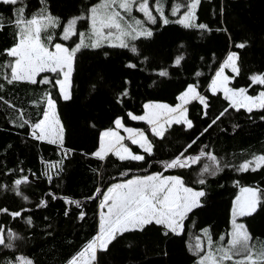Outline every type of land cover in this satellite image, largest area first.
Instances as JSON below:
<instances>
[{
  "label": "trees",
  "instance_id": "obj_1",
  "mask_svg": "<svg viewBox=\"0 0 264 264\" xmlns=\"http://www.w3.org/2000/svg\"><path fill=\"white\" fill-rule=\"evenodd\" d=\"M255 1L201 0L195 22L206 24L210 31L186 29L176 23L166 26L158 23L152 29V39L139 37L129 48L81 50L70 101L60 99L57 89L51 85L8 84L0 78V84H4L0 96L23 110L25 118L31 121L40 118L43 94L51 92L57 99V112L65 129L63 148L35 140L29 126H16L20 123L19 113L0 101V208L22 212L16 219L0 214V227L6 233L11 229L19 237L10 240L17 251L0 247V264L6 260L15 264L17 256H26L33 264H67L97 234L102 198L96 196L97 188L106 191L113 183L157 172L180 175L189 186L205 190L206 196L201 198L204 206L189 214L181 236H164L161 227L155 225L146 227L143 232L125 234L101 256V264H194L196 257L188 245L195 243L196 236H201L206 245L202 234L205 228L210 230L214 242L219 243V237L224 235L226 243L231 229L232 204L239 194L236 182L239 181L240 186L264 189V167L257 171L238 170L254 156L264 155V119H261L264 111L248 113L244 109L229 108L222 93H211L210 85L227 54L234 51L239 54L240 74L229 86L244 87L249 95L264 91V86L253 85L249 79L252 74L264 73V8L256 10ZM99 2L46 0V5H42L40 0H25L26 15L46 7L51 15L61 20V25L53 30L52 43L66 44L59 38L63 26L73 17L87 16V10ZM183 2L166 0L165 15L174 20L171 8ZM225 6L232 11L227 13ZM238 9L244 12L234 13ZM13 11L14 6L0 5L6 25L0 31V52L13 44ZM78 25L80 29L88 28L89 21L79 20ZM241 42L247 47L236 48L235 45ZM132 47L137 49L135 53L131 51ZM177 56L184 57L179 66L175 65ZM8 59L0 55V64L7 63ZM129 63L136 67H127ZM162 70L168 75L159 76ZM197 72L201 75L196 76ZM226 74L233 75L229 70ZM189 84L198 85V91L209 104L207 116L198 101L187 106L188 117L194 124L192 129L186 131V125H173L161 140L151 135L146 123L128 117L129 112L142 115L145 103L174 106ZM125 90L127 96L122 95ZM225 108H228L225 115L208 128ZM117 117L123 119L126 127L145 130L153 141V155L145 154L146 163L122 162L111 154L105 161H100L91 155L98 148L99 134L114 127ZM205 128L208 131L200 135ZM198 136L185 156L199 155L200 149L204 148L206 154L217 157L220 165L216 175L204 174L205 185H199L197 181L203 167L211 165L207 156L184 169L164 168L165 162L175 158ZM127 144L133 152H142L130 141ZM65 149L71 151L65 155ZM49 165L55 167L50 169ZM125 172L127 175H123ZM45 173L52 176L51 181ZM24 176L28 177L29 183L22 184L19 190L27 200L17 195L13 188L14 181ZM50 192L58 198L53 199L48 195ZM65 197L79 201L80 207L66 204ZM41 200L47 202L46 207L38 206ZM81 212L85 213L83 220L79 218ZM29 217L31 225L25 222ZM239 221L246 225L255 243L264 242V205Z\"/></svg>",
  "mask_w": 264,
  "mask_h": 264
},
{
  "label": "snow or ice",
  "instance_id": "obj_2",
  "mask_svg": "<svg viewBox=\"0 0 264 264\" xmlns=\"http://www.w3.org/2000/svg\"><path fill=\"white\" fill-rule=\"evenodd\" d=\"M166 0H154L155 11L159 14V20L163 25L176 23L182 27L198 28L200 30H209L206 24H197L196 12L201 0H184L182 4L178 3L171 8V16L178 17L170 20L165 15L164 4ZM42 5H46V0H40ZM0 5L14 6L12 16V26L15 29L13 44L0 52V55L7 56V63L0 64V78L8 84L14 82H24L32 85L43 84L51 85L56 88L59 98L63 101L72 99L71 79L74 70V61L77 53L82 47H101L108 43L110 47L129 48L127 39L136 40L140 36L151 37L152 31L143 26L141 20L132 16L133 7L136 11L143 14L145 20L150 24L157 23V16L153 14V0H100L99 3L89 8L88 15L73 17L63 26L61 39L70 40L73 36L79 35L78 43L73 47L65 46L63 43H52L54 40L53 30L60 26L59 17L51 15L46 7H41L38 11L26 15L25 0H0ZM183 9V11H182ZM127 14V19L125 15ZM3 16L0 14V31L6 26L3 23ZM89 21V31H77V22L79 20ZM86 40L88 43H86ZM182 47V46H181ZM238 49H244L247 44L244 42L235 45ZM135 53L137 49L131 48ZM183 56H177L175 65L179 66ZM239 54L229 52L215 72L211 80L210 91L213 95L222 93L223 98L228 101L229 108L239 111L244 109L248 113L254 110L264 111V91L257 95H249L248 89L244 87L233 88L230 83L240 74L238 65ZM129 68H135L136 65L129 63ZM230 70L233 75L229 76L225 70ZM45 74V75H42ZM51 74V75H46ZM159 76L168 75L166 70L158 73ZM196 76L201 73L197 72ZM39 78V79H38ZM249 79L253 85L264 86V73L252 74ZM4 89V84H0V91ZM127 96L125 90L122 93ZM179 101L174 106L166 103H145L143 105L144 113L135 115L132 112L127 113L133 121H142L149 126L153 137L164 139L165 133L173 125H186L185 130L194 127L193 121L188 117V107L192 101H198L203 108L204 116H207L209 107L208 101L204 95L198 91V85L189 84L187 89L178 97ZM0 101L19 113L17 117L20 123L16 126H29L31 137L38 141H46L50 144H56L63 148L64 125L61 122L57 112V99L51 92L43 94V109L40 118L31 121L25 118V113L17 109L15 104L4 100L0 96ZM121 102L120 100L117 101ZM225 108L211 124L210 128L225 113ZM264 119V116L261 117ZM114 127L108 128L99 134L98 148L92 153L95 158L105 161L108 156L114 155L120 161L144 162L146 155H153L154 143L149 139L145 130L126 127L122 118L117 117L114 120ZM205 128L200 135L208 131ZM123 129L128 135L120 134ZM199 136L189 143L183 151L175 158L164 163L165 170L184 169L198 163L202 157L207 156L211 165H205L198 179L199 185H205L204 174L216 175V170L220 167L217 157L211 153H205L204 148L200 149L199 155L185 156V153ZM125 140L137 145L142 152H133ZM208 147L207 145L204 146ZM65 155L71 150L65 149ZM146 154V155H145ZM55 165H49L53 168ZM264 167V155L254 156L239 166V171L247 172L257 171ZM47 175L49 181L52 176ZM127 175V172L123 173ZM29 183L27 176L14 181V191L17 195L23 197L20 192L22 184ZM239 194L235 197L231 209V229L226 237L221 235L219 243L214 242L212 234L208 228L202 230L206 240V245L201 236H196L195 243L189 244L188 248L191 254L196 257L194 264H264V242L255 243L254 238L248 231L246 225L238 222L240 217L251 216L260 205H264V189L259 187L240 186ZM53 199H57L53 193H48ZM96 196H101L99 203V225L97 234L92 237L83 248L74 255L67 264H98V252L105 253L109 251V245L123 236L125 233L134 231L143 232L146 227L155 225L162 229V235L169 234L181 236L185 231V221L194 209L203 207L202 199L206 196L203 189L197 190L189 186L185 179L180 175H164L163 172H157L142 176H135L124 182L113 183L107 187L106 191L97 188ZM95 198V197H92ZM27 200V197H23ZM66 204H74L80 207V202L63 198ZM39 207H46L47 202L41 200ZM29 211V209H24ZM0 214L10 215L13 219L22 216L21 211L12 212L7 208H0ZM67 215V212L65 213ZM85 213L81 212L79 218L83 220ZM31 225V218L25 221ZM6 237L8 239H6ZM19 238L11 229L5 232L0 227V246L11 249L13 247L11 239ZM3 264H13L12 261H4ZM15 264H33L26 256H17Z\"/></svg>",
  "mask_w": 264,
  "mask_h": 264
},
{
  "label": "rangeland",
  "instance_id": "obj_3",
  "mask_svg": "<svg viewBox=\"0 0 264 264\" xmlns=\"http://www.w3.org/2000/svg\"><path fill=\"white\" fill-rule=\"evenodd\" d=\"M254 5H255V8H256V10L257 9H262V8H264V2L262 1V0H256L255 1V3H254ZM225 8H226V6H225ZM226 10H228L227 8H226ZM232 10H228V11H226L227 13L228 12H231ZM244 12V10L243 9H238V10H236V12H234V13H243ZM142 14V13H141ZM140 14V12H138V11H136V9H135V6L133 7V11H132V16L133 17H135L136 19H139V20H141L142 21V23H143V26L145 27V28H147L148 30H150V31H152V29H153V27H155V26H157L158 25V23H161L162 24V22L160 21L159 22V14L155 11V7H154V3H153V14L154 15H156L157 16V23L156 24H150V23H148L146 20H145V18H144V16L143 15H141ZM122 15H125L126 16V19H127V14H125V13H122ZM178 17H175V19H177ZM174 19V20H175ZM249 20V19H248ZM61 21V20H60ZM253 22V21H252ZM78 23H79V21L77 22V31H78V33L79 32H85V33H87L88 31H89V26H88V28H82V29H80L79 28V25H78ZM254 23V22H253ZM61 25V24H60ZM163 25V24H162ZM226 25H227V27H228V20H226ZM164 26V25H163ZM166 26V25H165ZM153 33V32H152ZM61 36H62V33L60 34V36H59V38L61 39ZM154 36V33H153V35L151 36V37H145V36H140V38L141 37H143L142 39H152V37ZM139 38V37H138ZM79 39H80V37H79V35H77V36H73L70 40H68V41H64V40H61V41H63V42H65L66 44H65V46H68V47H73L74 45H75V43H78L79 42ZM135 41V40H134ZM133 42V40H131L130 38H128L127 39V43L130 45L131 43ZM86 43H88V41L86 40ZM105 47H109L110 48V46H108V43H104L101 47H98V48H105ZM116 48H118V47H116ZM85 49H97V48H92V47H82L81 49H80V51L81 50H85ZM79 51V52H80ZM78 52V53H79ZM79 62V55L77 54L76 55V58H75V61H74V70H73V73H72V79H71V84H72V87H71V91H72V88H73V85H74V83H75V78H74V75H75V73H76V63H78ZM225 71H227V69L225 70ZM230 71V70H229ZM231 72V71H230ZM193 102V101H192ZM151 103H160V102H151ZM189 105V104H188ZM187 105V106H188ZM172 106V105H171ZM133 129H135V128H133ZM120 131V134L121 135H123V136H127L128 134L126 133V132H124L123 131V129H120L119 130ZM127 142H128V140H125V144L126 145H128L127 144ZM129 146V145H128ZM130 147V146H129ZM130 149H131V147H130ZM132 150V149H131ZM133 151V150H132ZM125 181V180H124ZM124 181H120V182H124ZM117 183H119V182H117ZM102 199V198H101ZM199 208H197V209H194V210H198ZM241 218V217H240ZM239 218V219H240ZM239 219H238V222H240L239 221ZM139 231H134V232H130V233H138ZM125 234H128V233H125ZM124 234V235H125ZM122 237V236H121ZM7 238V237H6ZM120 237H118V239H119ZM115 242V241H114ZM0 247H2V246H0ZM5 249H8L9 251H17L16 250V247H12L11 249H9V248H6V247H4Z\"/></svg>",
  "mask_w": 264,
  "mask_h": 264
},
{
  "label": "crops",
  "instance_id": "obj_4",
  "mask_svg": "<svg viewBox=\"0 0 264 264\" xmlns=\"http://www.w3.org/2000/svg\"><path fill=\"white\" fill-rule=\"evenodd\" d=\"M141 14V13H140ZM141 15H143V14H141ZM78 54V53H77ZM110 246L111 245H109V248H110ZM106 253V252H105ZM105 253H99L98 252V264H101V256L103 255V254H105Z\"/></svg>",
  "mask_w": 264,
  "mask_h": 264
}]
</instances>
